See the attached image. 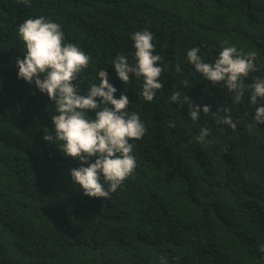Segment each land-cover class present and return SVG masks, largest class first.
Instances as JSON below:
<instances>
[{
	"label": "trees",
	"instance_id": "trees-1",
	"mask_svg": "<svg viewBox=\"0 0 264 264\" xmlns=\"http://www.w3.org/2000/svg\"><path fill=\"white\" fill-rule=\"evenodd\" d=\"M39 16L92 57L81 92L104 68L146 126L135 173L110 198L73 182L82 162L43 139L54 105L15 72L25 50L18 26ZM145 29L164 68L151 102L138 94L142 79L124 84L111 65L117 54L135 63L130 37ZM228 46L256 54L246 86L264 79V0H0V264H264V124L254 120L264 101L251 104L246 88L234 104L187 61L193 47L211 63ZM173 91L210 112L194 123ZM226 114L235 130L219 122Z\"/></svg>",
	"mask_w": 264,
	"mask_h": 264
},
{
	"label": "clouds",
	"instance_id": "clouds-1",
	"mask_svg": "<svg viewBox=\"0 0 264 264\" xmlns=\"http://www.w3.org/2000/svg\"><path fill=\"white\" fill-rule=\"evenodd\" d=\"M19 2L27 7L31 0ZM18 36L25 49L24 57L16 59L18 78L29 84L34 82L55 108V113L50 114L54 127L44 128V141L55 143L66 157L78 158L82 162L80 167L70 169V176L83 189L84 195L110 198L135 173V141L145 135V124L137 112L128 110L131 101L127 94L121 93L118 99L115 97L117 88L110 83L109 73L104 68L95 77L99 82L90 83L87 91L81 92L82 75L89 68L92 57L76 43L66 42L60 24L45 16L30 17L18 26ZM130 38L134 42L135 63H129L124 54H117L111 65L124 84L132 78L142 79L138 94L151 102L156 93L163 90L160 79L164 72L163 58L159 50L155 51L151 31H136ZM199 53L197 47L189 49L188 63L211 84L222 83L233 93L234 104L241 102L246 88L251 90V104L264 101V79L256 78L252 84H244V79L258 70L254 52L244 54L235 46L223 47L211 63L204 62ZM174 70L182 75L180 63ZM183 84L187 86L188 81L185 79ZM180 97L179 91H173L170 100L179 103L181 108L187 103L194 123L199 120L201 111L204 114L210 112L209 105L201 107L188 95L183 96V100ZM90 111L95 112V118L89 116ZM224 112L230 113V110L224 109ZM254 120L257 124H264V104L256 108ZM219 122L233 130L237 126L230 114L224 115ZM170 126L175 127V123L170 122ZM209 135L210 129L202 127L195 140L204 144Z\"/></svg>",
	"mask_w": 264,
	"mask_h": 264
}]
</instances>
